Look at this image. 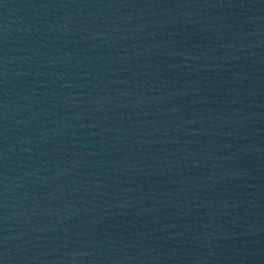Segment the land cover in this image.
<instances>
[{
    "label": "water",
    "instance_id": "obj_1",
    "mask_svg": "<svg viewBox=\"0 0 264 264\" xmlns=\"http://www.w3.org/2000/svg\"><path fill=\"white\" fill-rule=\"evenodd\" d=\"M264 205V0H0V264H213Z\"/></svg>",
    "mask_w": 264,
    "mask_h": 264
}]
</instances>
